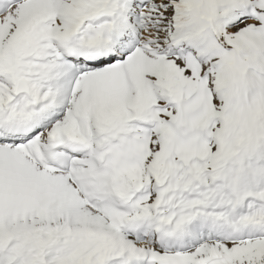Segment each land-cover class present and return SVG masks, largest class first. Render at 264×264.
<instances>
[{"label": "snow or ice", "instance_id": "snow-or-ice-1", "mask_svg": "<svg viewBox=\"0 0 264 264\" xmlns=\"http://www.w3.org/2000/svg\"><path fill=\"white\" fill-rule=\"evenodd\" d=\"M0 264H264V0H0Z\"/></svg>", "mask_w": 264, "mask_h": 264}]
</instances>
